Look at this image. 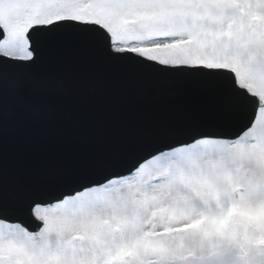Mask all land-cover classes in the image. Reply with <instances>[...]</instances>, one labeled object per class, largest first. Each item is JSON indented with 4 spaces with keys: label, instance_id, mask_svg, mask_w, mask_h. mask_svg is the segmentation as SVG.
<instances>
[{
    "label": "snow or ice",
    "instance_id": "obj_1",
    "mask_svg": "<svg viewBox=\"0 0 264 264\" xmlns=\"http://www.w3.org/2000/svg\"><path fill=\"white\" fill-rule=\"evenodd\" d=\"M69 47L221 103L28 161L13 145L71 90L41 70ZM0 264H264V0H0Z\"/></svg>",
    "mask_w": 264,
    "mask_h": 264
},
{
    "label": "water",
    "instance_id": "obj_2",
    "mask_svg": "<svg viewBox=\"0 0 264 264\" xmlns=\"http://www.w3.org/2000/svg\"><path fill=\"white\" fill-rule=\"evenodd\" d=\"M41 70L63 79L71 90L53 98L49 117L28 126L14 143V150L31 162L57 163L103 151L123 130L211 116L221 103L219 97L182 79L150 73L115 75L114 69L82 49L50 51ZM105 80H119L123 87H92Z\"/></svg>",
    "mask_w": 264,
    "mask_h": 264
}]
</instances>
